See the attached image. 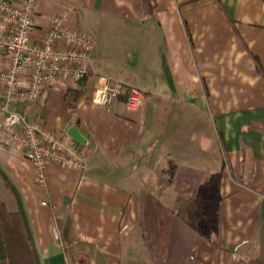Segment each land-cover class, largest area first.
Returning a JSON list of instances; mask_svg holds the SVG:
<instances>
[{"label": "crops", "instance_id": "1", "mask_svg": "<svg viewBox=\"0 0 264 264\" xmlns=\"http://www.w3.org/2000/svg\"><path fill=\"white\" fill-rule=\"evenodd\" d=\"M154 4L37 1L36 37L71 8L94 39L75 111L69 78L22 107L62 134L79 121L85 167L50 165L40 183L0 148V201L19 208L8 180L41 264H264V0ZM105 76L143 91L136 109L92 100Z\"/></svg>", "mask_w": 264, "mask_h": 264}, {"label": "built area", "instance_id": "2", "mask_svg": "<svg viewBox=\"0 0 264 264\" xmlns=\"http://www.w3.org/2000/svg\"><path fill=\"white\" fill-rule=\"evenodd\" d=\"M37 1L0 0V148L23 151L38 181L45 183L50 165L81 170L85 154L77 140L22 107L37 102L58 78H69L72 88H80L89 72L94 39L72 21L71 8L51 13L49 29L36 37ZM123 94L129 109H136L144 97L139 87L105 76L92 100L107 106Z\"/></svg>", "mask_w": 264, "mask_h": 264}, {"label": "trees", "instance_id": "3", "mask_svg": "<svg viewBox=\"0 0 264 264\" xmlns=\"http://www.w3.org/2000/svg\"><path fill=\"white\" fill-rule=\"evenodd\" d=\"M142 6L147 14L152 13L155 9L154 0H142ZM85 96L86 85L80 88L66 87L64 91L66 108L71 112L75 111L77 102ZM1 100L0 96V102ZM6 182L15 194L19 208L10 210L5 202L0 201V264H41L31 225L20 205L18 192L8 180ZM204 228L207 229L206 225Z\"/></svg>", "mask_w": 264, "mask_h": 264}, {"label": "water", "instance_id": "4", "mask_svg": "<svg viewBox=\"0 0 264 264\" xmlns=\"http://www.w3.org/2000/svg\"><path fill=\"white\" fill-rule=\"evenodd\" d=\"M67 134L82 144L87 143V138L81 133L79 129V121L73 124L68 130Z\"/></svg>", "mask_w": 264, "mask_h": 264}, {"label": "rangeland", "instance_id": "5", "mask_svg": "<svg viewBox=\"0 0 264 264\" xmlns=\"http://www.w3.org/2000/svg\"><path fill=\"white\" fill-rule=\"evenodd\" d=\"M90 89H91V88H90ZM3 189H4V188H1L0 190H1V191H4ZM2 194H3V192H0V196H4V195H2ZM11 206H12V205H10V208H12ZM197 212H200V209H199ZM203 212H204V215H206V214L208 213V211H206V208H205V210H204ZM201 220H202V219H201Z\"/></svg>", "mask_w": 264, "mask_h": 264}]
</instances>
